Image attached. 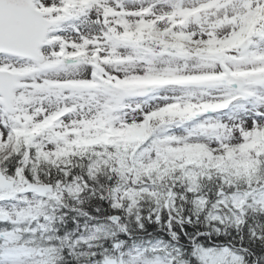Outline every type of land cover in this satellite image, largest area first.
Listing matches in <instances>:
<instances>
[{"label":"snow or ice","instance_id":"6c2138e0","mask_svg":"<svg viewBox=\"0 0 264 264\" xmlns=\"http://www.w3.org/2000/svg\"><path fill=\"white\" fill-rule=\"evenodd\" d=\"M0 264H264V0H0Z\"/></svg>","mask_w":264,"mask_h":264}]
</instances>
